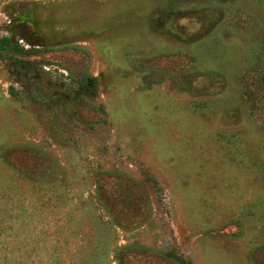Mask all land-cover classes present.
<instances>
[{
	"label": "rangeland",
	"instance_id": "obj_1",
	"mask_svg": "<svg viewBox=\"0 0 264 264\" xmlns=\"http://www.w3.org/2000/svg\"><path fill=\"white\" fill-rule=\"evenodd\" d=\"M4 36L40 52L0 55V264H264V0H0Z\"/></svg>",
	"mask_w": 264,
	"mask_h": 264
},
{
	"label": "trees",
	"instance_id": "obj_2",
	"mask_svg": "<svg viewBox=\"0 0 264 264\" xmlns=\"http://www.w3.org/2000/svg\"><path fill=\"white\" fill-rule=\"evenodd\" d=\"M6 52L20 56H35L40 51L36 50L35 48L27 49L22 44L15 42L12 38L4 36L0 38V55ZM36 63L37 62L30 60H13V66L16 72H20L22 65L34 67ZM40 65L41 62H39V69L42 68ZM43 73L44 71L42 69L39 70V75ZM79 81L80 82L77 84L76 89L73 90L70 88H65L66 92H64L59 97L56 95L52 99L46 98L43 100L39 91V104L47 103V105L52 107H54V105L62 107L65 102H68L73 107H76L82 105V100L84 98H89L90 100L97 99L98 80L94 76L86 74ZM11 94L20 98V94L18 92L13 91ZM98 109L105 115L104 107L102 105H100ZM143 175L148 183H150L153 187H156L157 181L155 178L150 176L146 171H143ZM121 250H123V247H120L119 251L117 252V262H119V264H133L132 261L129 260L127 253H122ZM152 257L157 261H160L158 264H192L191 260L187 256L175 249L163 250L159 255H152Z\"/></svg>",
	"mask_w": 264,
	"mask_h": 264
}]
</instances>
